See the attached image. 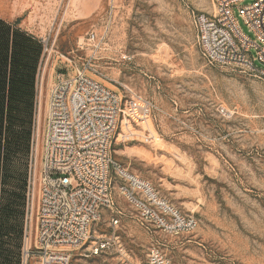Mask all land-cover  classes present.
<instances>
[{"label":"rangeland","instance_id":"rangeland-1","mask_svg":"<svg viewBox=\"0 0 264 264\" xmlns=\"http://www.w3.org/2000/svg\"><path fill=\"white\" fill-rule=\"evenodd\" d=\"M200 13H214L212 0H0V264H21L26 231L37 244L30 196L42 164L33 141L48 37L59 52L52 77L83 67L122 97L113 158L198 222L181 235L150 233L116 192L125 251L91 256L86 244L70 250L69 264H144L153 246L172 264H264V82L244 65L202 58L193 21ZM110 216L96 223L98 233L110 231Z\"/></svg>","mask_w":264,"mask_h":264},{"label":"built area","instance_id":"built-area-1","mask_svg":"<svg viewBox=\"0 0 264 264\" xmlns=\"http://www.w3.org/2000/svg\"><path fill=\"white\" fill-rule=\"evenodd\" d=\"M212 2L213 14L193 17L202 58L211 65H244L264 82V0ZM235 9L256 40L242 30ZM57 53L55 38H45L38 76L44 115L33 141L35 161L38 163L42 153V164L35 169L30 196L38 219V237L34 247L26 231L21 264H69L70 250L86 244L91 256L112 250L123 254L118 233L123 212L116 192L134 208L137 222L150 233L159 229L175 236L194 230L198 222L193 216L182 215L158 196L150 182L113 158V142L123 114L122 97L89 76L83 67H60L52 77ZM255 60L263 68H256ZM107 213H111L110 231L98 233L95 225ZM144 264L172 263L153 246Z\"/></svg>","mask_w":264,"mask_h":264},{"label":"bare ground","instance_id":"bare-ground-1","mask_svg":"<svg viewBox=\"0 0 264 264\" xmlns=\"http://www.w3.org/2000/svg\"><path fill=\"white\" fill-rule=\"evenodd\" d=\"M214 12H215V10H214ZM125 175H127L128 177H130L131 176V174L130 173H128L127 171H125V173H124ZM135 179L136 180H138L139 182H141V179L140 178H137V177H135Z\"/></svg>","mask_w":264,"mask_h":264},{"label":"trees","instance_id":"trees-1","mask_svg":"<svg viewBox=\"0 0 264 264\" xmlns=\"http://www.w3.org/2000/svg\"><path fill=\"white\" fill-rule=\"evenodd\" d=\"M1 99H0V102H2L3 101V99H4V97L2 96V97H0Z\"/></svg>","mask_w":264,"mask_h":264}]
</instances>
